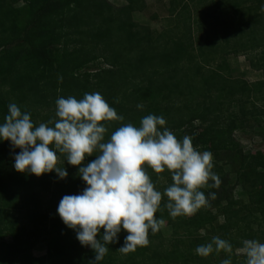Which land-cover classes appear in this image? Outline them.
<instances>
[{"label":"trees","instance_id":"obj_1","mask_svg":"<svg viewBox=\"0 0 264 264\" xmlns=\"http://www.w3.org/2000/svg\"><path fill=\"white\" fill-rule=\"evenodd\" d=\"M30 1L0 0V123L10 103L38 126L55 122L57 98L99 92L124 117L110 122L109 135L121 124L139 127L147 115L162 116L178 140L191 136L194 148L212 153L222 181L219 188L201 189L216 199L192 218L170 217L162 197L156 217L166 221L172 239L149 230L147 247L123 254L122 230L100 264H222L228 258L222 250L208 257L195 252L213 237L231 243L232 264H246L245 254H236L242 242L264 243V154L245 153L234 134L264 128V0H169L160 32L138 25L107 0H34L35 8ZM124 1L134 13L145 8L144 0ZM69 39L73 52L65 49L68 42L61 44ZM230 55L252 58L262 79L241 91L225 65ZM98 59L106 68L82 73ZM19 151L0 142V264H89L95 253L57 215L65 195L86 187L78 168L58 154L68 173L64 180L55 173H18L13 165ZM148 171L161 193L172 183L167 172ZM236 188L247 204L234 198ZM39 240L46 254L35 259L30 250Z\"/></svg>","mask_w":264,"mask_h":264},{"label":"clouds","instance_id":"obj_2","mask_svg":"<svg viewBox=\"0 0 264 264\" xmlns=\"http://www.w3.org/2000/svg\"><path fill=\"white\" fill-rule=\"evenodd\" d=\"M55 105V122L35 126L30 113L10 103L0 123V142L8 141L20 150L13 165L18 173L37 178L55 173L64 180L68 175L65 160L78 168L86 187L78 195H65L57 215L75 232L80 245L95 253L89 264H100L109 252L108 245L118 242L122 230L127 235L119 252L128 254L137 247H147L149 230L155 234L166 223L156 217L162 197L167 198L164 207L172 218L191 217L216 199L214 192L206 197L201 190L206 186L219 188L222 183L213 171L212 153L194 148L191 136L178 140L162 116L147 115L139 127L121 124L109 135L110 122H122L124 117L99 92L85 93L79 100L59 97ZM58 154L65 157L62 166ZM92 156L95 159L82 166ZM149 169L171 176L172 183L163 193L156 189ZM242 244L239 251L245 254L246 264H264V243L253 239ZM221 250L228 254L222 264H232L233 247L219 237L198 246L195 252L208 257Z\"/></svg>","mask_w":264,"mask_h":264},{"label":"rangeland","instance_id":"obj_3","mask_svg":"<svg viewBox=\"0 0 264 264\" xmlns=\"http://www.w3.org/2000/svg\"><path fill=\"white\" fill-rule=\"evenodd\" d=\"M111 5L115 8H120L122 14L124 16L131 15L132 19L135 23L140 26L148 27L152 31L160 32L162 28L165 26V20L168 17L167 8H168V1L169 0H144L145 1V8L142 13H134L133 8L124 0H107ZM35 1L31 0L29 6L31 8H35ZM19 7H23V4H20ZM156 16V18H154ZM24 18V17H23ZM58 25L54 26L53 28H57ZM59 31V30H58ZM69 40H63L61 44L68 42ZM206 47H213V45H207ZM67 52H73L77 49L76 45L70 44L66 47ZM62 54V53H61ZM196 54L199 59H202L204 56L202 47H198L196 49ZM252 57V56H249ZM225 65L228 69L230 76L233 79H237L241 81L240 89L241 91H245L248 84L255 83L262 79V74L257 70L255 62L252 58H246L242 55H230L227 56L225 59ZM106 68L103 64L102 60H95L87 67L82 70L83 72L88 73H95L101 69ZM261 103H258V106H261ZM199 125V123H196ZM235 141L240 145L241 149L245 153H256L262 152L264 154V128H257L254 132L249 133H241L236 132L234 134ZM214 160V159H213ZM245 194L239 189L236 188L233 192V196L235 199H241L244 204L248 203V199ZM193 216L189 217L192 218ZM219 223H223L222 219H219ZM162 237L165 241L172 239V235L169 231L167 224H165L161 229ZM8 242H10V238H6ZM46 244L39 240L30 250V254L35 259H40L45 256ZM84 254L88 253V248H84ZM237 255H244L239 250L236 252ZM149 260V257H147Z\"/></svg>","mask_w":264,"mask_h":264}]
</instances>
